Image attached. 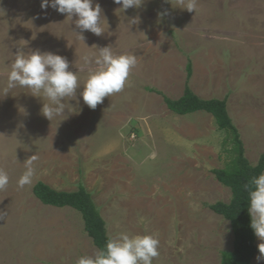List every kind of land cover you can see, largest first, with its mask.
Returning a JSON list of instances; mask_svg holds the SVG:
<instances>
[{
	"label": "rangeland",
	"instance_id": "1",
	"mask_svg": "<svg viewBox=\"0 0 264 264\" xmlns=\"http://www.w3.org/2000/svg\"><path fill=\"white\" fill-rule=\"evenodd\" d=\"M97 3L105 33L85 31L83 42L77 17L42 9V0H0V168L10 177L0 191V264H77L98 252L80 213L33 196L37 182L63 192L82 184L108 236L158 238L152 264H221L233 248L232 229L207 206L231 199L211 173L228 161L227 134L204 112H170L147 89L178 99L189 60L192 92L226 99L245 157L256 164L264 154V0H198L195 12L176 0H144L126 11L114 0ZM134 18L140 22L132 24ZM108 46L139 63L125 90L92 110L81 95L88 72L78 68L84 56ZM36 50L66 57L80 78L76 97L62 101L64 115L51 121L42 114L51 104L43 93L17 86L3 95L16 54ZM32 155L39 157L36 175L20 189ZM257 257L251 264H264Z\"/></svg>",
	"mask_w": 264,
	"mask_h": 264
},
{
	"label": "clouds",
	"instance_id": "2",
	"mask_svg": "<svg viewBox=\"0 0 264 264\" xmlns=\"http://www.w3.org/2000/svg\"><path fill=\"white\" fill-rule=\"evenodd\" d=\"M122 4V10L141 7L144 0H114ZM177 7L195 12L198 0H176ZM51 6L61 14H66L72 20L77 17L76 33L79 40L85 42L82 34L90 31L96 36L105 33L102 22H106L100 4H93V0H42V9ZM139 18L131 20L132 24L139 23ZM107 23V22H106ZM84 63L78 68L79 72H88V78L81 93L84 103L92 110L104 103L105 98L123 92L129 83L133 69L139 63L134 54H116L110 46L99 49L96 57L84 56ZM70 64L66 57L52 52L41 53L39 50L25 55L23 51L16 54L15 62L8 74V84L3 90L6 96L17 86L31 89L34 96L40 97L43 93L51 104H45L42 114L52 120L63 116L66 98L76 97L80 89V78L77 72L69 70ZM39 160L37 155L30 156L26 163V171L18 180L20 189L31 186L36 175L35 164ZM253 168L258 164H253ZM10 183L8 173L0 168V191H6ZM249 193V214L251 228L256 237L264 241V173L253 176L244 185ZM159 239L153 235H134L121 233L118 236H109L104 250L98 251L94 256H84L77 260V264H152L153 259L160 256ZM260 257L264 258V243L258 245Z\"/></svg>",
	"mask_w": 264,
	"mask_h": 264
},
{
	"label": "trees",
	"instance_id": "3",
	"mask_svg": "<svg viewBox=\"0 0 264 264\" xmlns=\"http://www.w3.org/2000/svg\"><path fill=\"white\" fill-rule=\"evenodd\" d=\"M191 76L192 64L188 60L183 93L178 99H170L153 89H147V91L160 95L166 108L174 114L180 116L197 112L209 114L214 119L217 129L227 134L223 142V151L228 161L223 168L214 169L211 173L218 183L230 190L231 199L229 203L217 202L207 207L228 221L232 229L233 248L230 252L222 253L221 264H251L259 249L256 245V235L251 228L249 193L244 185L253 176L264 173V154L256 163L258 167L253 168L245 157L239 131L228 115L226 99L199 98L190 88ZM32 194L45 206L58 209L69 207L80 213L84 231L92 244L98 251L105 249L109 238L106 223L93 202L91 194L82 184L78 185L76 191L63 192L37 182L32 189Z\"/></svg>",
	"mask_w": 264,
	"mask_h": 264
}]
</instances>
